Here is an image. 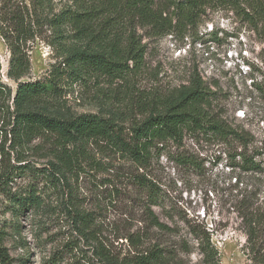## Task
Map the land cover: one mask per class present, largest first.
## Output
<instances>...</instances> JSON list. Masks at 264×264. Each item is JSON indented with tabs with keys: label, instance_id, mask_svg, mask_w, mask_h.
I'll use <instances>...</instances> for the list:
<instances>
[{
	"label": "rangeland",
	"instance_id": "1",
	"mask_svg": "<svg viewBox=\"0 0 264 264\" xmlns=\"http://www.w3.org/2000/svg\"><path fill=\"white\" fill-rule=\"evenodd\" d=\"M10 1L0 0V12ZM65 3L73 0H51L48 16ZM33 31L25 45L29 72L20 80L59 78L57 101L68 114L114 117L127 128L191 78H201L215 94L210 112L243 129L244 152L260 161V172L241 176H252L264 190V33L235 11L207 8L197 25L169 33L136 27L142 63L129 61L131 71L121 78L89 74L73 81L49 43L48 26L35 23ZM9 57L0 36V238L14 264H127L154 245L171 264H202L186 220L205 226L220 264L248 262L227 185L239 172L231 165L240 147L186 132L180 145L166 142L141 165L100 140L61 146L53 135L40 133L16 143L10 130L17 83L7 76ZM51 163L62 167L54 179L48 176ZM31 188L39 204L13 215L8 194ZM152 216L167 228L153 226Z\"/></svg>",
	"mask_w": 264,
	"mask_h": 264
},
{
	"label": "trees",
	"instance_id": "2",
	"mask_svg": "<svg viewBox=\"0 0 264 264\" xmlns=\"http://www.w3.org/2000/svg\"><path fill=\"white\" fill-rule=\"evenodd\" d=\"M10 2L0 12V36L10 52L7 76L17 83L12 98L13 127L10 130L16 143H24L40 133L53 135L61 146L81 147L100 140L141 165L166 142L180 145L186 132L203 133L240 147L235 154L239 160L231 165L239 172H234L227 184L229 202L244 232L248 249L246 264H264V190L252 176L251 181L241 176V172L250 175L260 172V161L244 152L247 138L243 129L231 126L219 114L210 112L215 94L201 78H191L188 84L168 95L141 119L130 122L127 128L114 117L64 112L57 101L62 89L59 78L41 82L20 80L29 72L25 45L35 36V23L46 24L51 30L49 43L59 51L65 72L73 81L89 74L121 78L131 71L129 61L136 66L142 63L143 46L137 45L133 38L136 27L149 28L156 34L169 33L175 28L197 25L207 8H226L239 14L252 30L264 33V0H73V4L65 3L59 12L50 16L46 9L51 0ZM246 63L253 67L251 62ZM51 164L53 172L48 176L54 179L57 173H62V167ZM148 188L151 195H155L153 186ZM33 190L8 194L13 215L39 204ZM185 223L187 233L196 240L202 264H220L205 226L198 221L186 220ZM152 225L159 230L167 228L154 216ZM2 240L0 238V264H14ZM127 264L171 262L165 250L154 245Z\"/></svg>",
	"mask_w": 264,
	"mask_h": 264
}]
</instances>
